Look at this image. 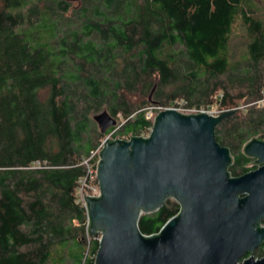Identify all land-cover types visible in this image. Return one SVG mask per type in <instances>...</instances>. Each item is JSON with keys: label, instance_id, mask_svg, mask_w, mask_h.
<instances>
[{"label": "trees", "instance_id": "obj_1", "mask_svg": "<svg viewBox=\"0 0 264 264\" xmlns=\"http://www.w3.org/2000/svg\"><path fill=\"white\" fill-rule=\"evenodd\" d=\"M132 93L144 101L129 103ZM147 96L159 108L233 111L214 127L227 172L256 169L242 147L264 137V0H0V264H93L81 163L105 135L149 131ZM102 107L115 121L103 134ZM178 209L166 201L141 215L140 234Z\"/></svg>", "mask_w": 264, "mask_h": 264}, {"label": "water", "instance_id": "obj_2", "mask_svg": "<svg viewBox=\"0 0 264 264\" xmlns=\"http://www.w3.org/2000/svg\"><path fill=\"white\" fill-rule=\"evenodd\" d=\"M233 111L210 116L157 112L146 137L104 138L95 179L98 196L84 195L85 231L97 237L93 264H264L252 253L264 241V140L242 153L256 169L230 177L231 156L214 127ZM103 134L115 126L106 112L93 116ZM168 199L179 207L151 236L137 228L141 215ZM248 255L246 258L245 256Z\"/></svg>", "mask_w": 264, "mask_h": 264}, {"label": "built area", "instance_id": "obj_3", "mask_svg": "<svg viewBox=\"0 0 264 264\" xmlns=\"http://www.w3.org/2000/svg\"><path fill=\"white\" fill-rule=\"evenodd\" d=\"M156 110V113L162 110H166V109H171L173 111L182 113V114H198V113H205L207 115L210 116H216L219 113L214 112H209L205 109H199V110H195L193 108H185L182 107L180 104L176 103L175 106L173 107H168V108H154ZM146 119H153L151 118V111L149 110L148 115L145 116ZM101 149V143L91 152H89V155L86 159H84L82 161V165H84L85 169H86V173L85 176L80 178L78 180V184H77V189H76V195H77V199L76 202L78 204L81 205V207L84 210V202L82 199V190L84 192V195L89 196V197H96L98 196V186H97V182L95 179V167H96V163L98 161V152ZM84 216H85V211H84ZM85 226H86V217H85ZM98 240V239H97Z\"/></svg>", "mask_w": 264, "mask_h": 264}, {"label": "rangeland", "instance_id": "obj_4", "mask_svg": "<svg viewBox=\"0 0 264 264\" xmlns=\"http://www.w3.org/2000/svg\"><path fill=\"white\" fill-rule=\"evenodd\" d=\"M239 43V41L238 40H236V41H234V44H236V46L238 47V44ZM170 88L168 87V88H165V90H162L161 92H160V94L162 95V97L160 98V99H162L163 98V95L164 94H166L167 93V91L169 90ZM126 100L129 102V103H131V104H139L141 101H144V96L143 95H141V94H138V93H132V94H126ZM146 101H150V103L151 104H149V106L148 105H146L147 106V110H146V112H145V116L146 115H148V113H149V110L151 111V115H152V117L151 118H153L154 117V115L156 114V111H154L155 109L154 108H159V107H155V105H157L156 103L158 102V100L157 99H154V98H150V97H148L147 96V98H146ZM258 104L260 105V106H262V104H263V101H261V102H258ZM102 111H105V107H102V109L98 112V113H100V112H102ZM207 111H209V112H216V113H218L215 109H211V108H208L207 109ZM116 119H117V121L120 123L121 121H122V118H121V116L120 115H117V117H116ZM117 125V124H116ZM97 127V126H96ZM148 135V132L146 133V134H142L140 137H146ZM110 136H107V135H105L104 136V138H109ZM111 139V138H110ZM263 140H264V137H263ZM103 141V140H102ZM101 141V142H102ZM253 161V160H252ZM35 166H37V165H34V167ZM167 202H169V203H173L174 201L172 200V199H168L167 200ZM73 224H75L76 225V222L75 221H73ZM255 251L252 253V257L255 259Z\"/></svg>", "mask_w": 264, "mask_h": 264}, {"label": "flooded vegetation", "instance_id": "obj_5", "mask_svg": "<svg viewBox=\"0 0 264 264\" xmlns=\"http://www.w3.org/2000/svg\"><path fill=\"white\" fill-rule=\"evenodd\" d=\"M259 247H260V246H259ZM257 249H258V248H257ZM257 249H256V250H257Z\"/></svg>", "mask_w": 264, "mask_h": 264}]
</instances>
